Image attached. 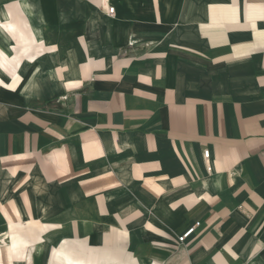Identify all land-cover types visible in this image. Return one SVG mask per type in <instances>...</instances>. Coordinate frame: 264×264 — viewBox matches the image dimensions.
Instances as JSON below:
<instances>
[{
    "label": "crops",
    "instance_id": "crops-1",
    "mask_svg": "<svg viewBox=\"0 0 264 264\" xmlns=\"http://www.w3.org/2000/svg\"><path fill=\"white\" fill-rule=\"evenodd\" d=\"M0 264H264V0H0Z\"/></svg>",
    "mask_w": 264,
    "mask_h": 264
},
{
    "label": "built area",
    "instance_id": "built-area-1",
    "mask_svg": "<svg viewBox=\"0 0 264 264\" xmlns=\"http://www.w3.org/2000/svg\"><path fill=\"white\" fill-rule=\"evenodd\" d=\"M113 10H114V8L111 7V8H109L108 12H109L110 14H113ZM203 156H204L205 159H208V156H209V152H208V150H204V152H203ZM196 225H197V224H196ZM196 225L193 226V227H191V228H189V229L186 230L183 234H181L180 236H178V238H177V242H178V243H183L184 240H186V239H187V238H188V237L194 232V229H195Z\"/></svg>",
    "mask_w": 264,
    "mask_h": 264
},
{
    "label": "rangeland",
    "instance_id": "rangeland-1",
    "mask_svg": "<svg viewBox=\"0 0 264 264\" xmlns=\"http://www.w3.org/2000/svg\"><path fill=\"white\" fill-rule=\"evenodd\" d=\"M17 1V0H16ZM14 2L13 1H10L8 4H7V6H11L12 4H13ZM6 6V7H7ZM7 10V9H6Z\"/></svg>",
    "mask_w": 264,
    "mask_h": 264
}]
</instances>
